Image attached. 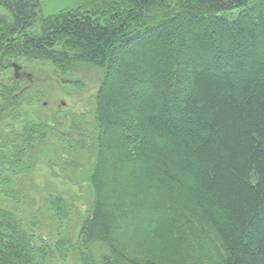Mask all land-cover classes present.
Listing matches in <instances>:
<instances>
[{"label":"trees","instance_id":"obj_1","mask_svg":"<svg viewBox=\"0 0 264 264\" xmlns=\"http://www.w3.org/2000/svg\"><path fill=\"white\" fill-rule=\"evenodd\" d=\"M42 1L0 0V59L41 58L63 74L86 66L96 85L85 112L48 115L35 111L41 88L19 91L12 77L1 79L0 122L10 125L0 126V180L23 173L52 136L67 154L93 159L91 194L76 239L59 235L52 248L0 207V264H48L71 248L79 264H175L159 253L163 221L164 250L182 241L191 253L181 264H264V0H104L26 32ZM69 82L85 91L81 79ZM118 146L136 190L112 200L102 163ZM153 181L171 195H146L142 184ZM45 202L66 218L61 196ZM124 206L150 211L145 230ZM197 225L213 237L201 238Z\"/></svg>","mask_w":264,"mask_h":264},{"label":"rangeland","instance_id":"obj_2","mask_svg":"<svg viewBox=\"0 0 264 264\" xmlns=\"http://www.w3.org/2000/svg\"><path fill=\"white\" fill-rule=\"evenodd\" d=\"M103 2L104 0H43L35 25L26 32L39 34L43 24L60 12L76 8L98 9V6L103 7ZM5 15H7L6 11L0 6V16ZM12 63L21 67L18 71L19 75L29 74L31 81L24 76L15 79ZM96 74L97 72L93 69L81 65H78L76 70L63 74L49 61L41 58L5 56L0 59V80L12 77L17 82L19 91L34 85L41 88L44 96L35 106V111L41 109L48 115L59 109L71 110L75 113L85 112V96L96 85ZM75 79H81L85 83V91L83 89L76 90L71 86L69 81ZM8 125L4 121L0 122V126L3 128L9 127ZM6 133L9 134L7 131ZM119 153V146L116 149L115 147L112 148L107 152L104 163H102L105 178L104 194L112 197V200L127 195L132 197L136 190V185L132 181L133 177H131L132 173L127 169V167L132 168L133 164L129 163L130 160L123 158ZM112 156H118V159L113 161L110 159ZM92 161L93 159L89 160L85 153L82 156L67 154L63 142L51 136L45 148L31 153L27 168L23 173L16 176L4 175L3 178L8 181L7 183H2L0 180V207L12 211L25 230L32 234L37 244H44L46 247L52 248L59 235H67L75 240L79 223L86 213L88 198L91 194ZM154 181L149 189L147 183L142 184L143 187L147 188L146 195L147 193L153 195L166 193L165 191L171 195L170 190H165L164 186L159 184L156 185ZM113 190L117 191L113 192ZM143 190L145 191V189ZM144 193L142 192V194ZM48 194L62 197L67 208V211L64 212L66 218H59L54 208L45 202ZM139 196L145 197L140 194ZM167 197L169 198V196ZM155 206L157 217L164 216L161 202L157 201ZM122 210L131 220H135L134 226L142 225V229L145 230L144 222H149L151 219L150 211L134 210L133 207L127 208L126 206ZM119 224H121V220L115 222V226H119ZM168 225L167 221L160 223L162 240L158 245L159 253L163 259L181 264L185 256L191 253L188 254L187 248L181 249L182 241L179 242L180 244H176L177 248L172 252L164 250L165 246L168 245L167 242L170 241L165 236V232L170 229L167 227ZM196 227L201 238L210 239L213 237L211 230L205 225H197ZM131 232L130 228L127 227L124 229L123 235L131 236ZM138 234L140 235V233ZM114 236L119 238V235ZM142 236L141 238H143ZM172 240L178 239L172 237ZM189 244L192 245V243ZM93 250L99 253L97 252L98 247H94ZM48 264H79L78 254L74 248H71L65 259H60L54 254V256L49 257Z\"/></svg>","mask_w":264,"mask_h":264},{"label":"water","instance_id":"obj_3","mask_svg":"<svg viewBox=\"0 0 264 264\" xmlns=\"http://www.w3.org/2000/svg\"><path fill=\"white\" fill-rule=\"evenodd\" d=\"M12 67H13V70H14V78L17 79L19 78V69L21 68L19 65H17L16 63H12ZM20 76H24L28 79H30L31 81V78H30V75L29 74H24V75H20Z\"/></svg>","mask_w":264,"mask_h":264},{"label":"flooded vegetation","instance_id":"obj_4","mask_svg":"<svg viewBox=\"0 0 264 264\" xmlns=\"http://www.w3.org/2000/svg\"><path fill=\"white\" fill-rule=\"evenodd\" d=\"M22 74V73H21ZM20 76V75H19Z\"/></svg>","mask_w":264,"mask_h":264}]
</instances>
